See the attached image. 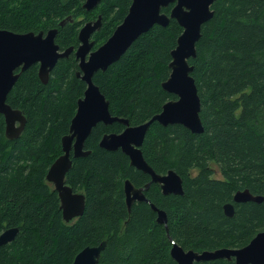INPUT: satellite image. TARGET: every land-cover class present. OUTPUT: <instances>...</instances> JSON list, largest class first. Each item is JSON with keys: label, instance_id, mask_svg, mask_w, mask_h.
I'll use <instances>...</instances> for the list:
<instances>
[{"label": "trees", "instance_id": "16d2710c", "mask_svg": "<svg viewBox=\"0 0 264 264\" xmlns=\"http://www.w3.org/2000/svg\"><path fill=\"white\" fill-rule=\"evenodd\" d=\"M84 1L0 0V29L22 33L57 27L56 42L65 50L77 48L81 27L101 14L97 48L123 21L133 0H102L91 11ZM173 5L162 10L169 14ZM212 9L197 55L190 58L204 131L154 121L142 145L157 173L173 169L184 181L183 194L165 195L156 182L145 191L166 211L167 224L158 221V212L146 201L137 200L128 209L125 180L142 187L151 175L133 166L122 149L100 146L105 133L125 129L120 122L98 123L85 143L91 153L77 158L72 153L66 182L85 193L86 208L77 219L64 220L58 191L46 176L63 153L62 138L87 84L77 74L74 51L59 59L47 83L39 77V63L21 73L7 98L27 117L20 137H7L0 113V234L19 228L14 240L0 246V264H72L83 248L103 240L107 246L98 264H178L171 255L175 243L199 252L240 248L264 231V200L234 202L238 190L264 196V0H215ZM182 32L174 18L167 26L155 24L121 59L95 73L113 115L139 125L177 98L162 83L171 73L172 51ZM228 202L235 205L232 216L224 211Z\"/></svg>", "mask_w": 264, "mask_h": 264}, {"label": "water", "instance_id": "95a60500", "mask_svg": "<svg viewBox=\"0 0 264 264\" xmlns=\"http://www.w3.org/2000/svg\"><path fill=\"white\" fill-rule=\"evenodd\" d=\"M100 2L101 0H86L84 7L90 10ZM214 2L215 0H133L123 21L111 36L95 49H93L95 41L91 40V37L102 27V16L95 21L86 22L81 27L78 35L80 45L76 49L80 66L77 74L86 82L87 88L78 100L70 131L62 138L63 153L51 164L46 176L47 182L58 191L66 222L82 216L86 208L85 193L76 191L66 182L67 173L73 165L72 153L76 158L91 153L90 149L85 148V143L98 123L108 125L120 122L126 126L125 129L120 133H105L100 146L107 150L122 149L130 157L133 166L151 175V181L142 187L136 186L130 178L125 180L128 209L131 211L133 203L137 200L146 201L158 212V221L167 224L166 211L152 203L145 191L152 182H156L161 185L165 195L183 194L184 181L173 169L165 174L157 173L145 159L142 145L154 121L164 126L182 124L194 133L204 131L200 115L201 98L196 79L192 75L194 65L190 63V58L197 55L196 44L201 37L203 24L214 14L212 9ZM172 3L174 5L169 14L162 10ZM171 18L179 22L183 32L172 51V60L169 64L171 73L162 86L177 98L167 101L162 111L149 121L131 125L129 119L112 114L110 102L95 83L94 75L121 59L131 45L155 24L167 26ZM57 33L58 28H51L47 32L41 30L22 33L0 29V113L5 117L6 135L10 139L20 137L27 124V117L22 110L12 107L7 102L8 94L21 73L33 64L39 63V77L42 82L47 83L50 72L59 59L68 56L74 50L71 46L62 51L56 42ZM263 200L264 196L255 195L249 189L238 190L234 195V202ZM224 211L228 216H232L235 212L234 203H226ZM18 232V227L3 231L0 234V246L14 240ZM106 246L107 240L101 241L98 245L86 246L76 255L72 264H98ZM171 255L178 264H195L214 259H234L236 264H264V231L258 232L247 245L240 248L222 247L199 252L193 249L185 250L175 243Z\"/></svg>", "mask_w": 264, "mask_h": 264}, {"label": "flooded vegetation", "instance_id": "af4514ba", "mask_svg": "<svg viewBox=\"0 0 264 264\" xmlns=\"http://www.w3.org/2000/svg\"><path fill=\"white\" fill-rule=\"evenodd\" d=\"M101 1H102V0H101ZM85 2H86V0H85L84 3H83V7H84ZM100 3H101V2H100ZM100 3H99V4H100ZM99 4H97L94 8H92V9H90V10H88V9L85 8V7H84V8H85L86 10H88V11H91V10L95 9ZM100 15H101V14H98V16H97L96 18H88V19L86 18V19H87L86 22H88V21H95L96 19L99 18ZM101 16H102V15H101ZM68 19H69V20H73V17H72V16H71V17H68ZM81 19H84V18H83V17L79 18V20H81ZM62 22H65V21L63 20ZM86 22H85V23H86ZM85 23H84V24H85ZM55 28H57V27H55ZM99 30H100V29H99ZM46 32H47V31H46ZM96 32H97V31H96ZM96 32H95V33H96ZM95 33H94V34L92 35V37H91V40H93V41H95V39H94V35H95ZM78 35H79V34H78ZM79 42H80V41H79ZM79 45H80V43H79ZM79 45H78V47H79ZM78 47H77V48H78ZM68 48H69V47H68ZM77 48H74V50H73L75 54H76V49H77ZM93 49H95V45H94V48H93ZM62 51H64V50H62ZM76 57H77V56H76ZM79 67H80V66H79ZM79 70H80V69H79ZM18 71H19V69L16 70V72H18Z\"/></svg>", "mask_w": 264, "mask_h": 264}, {"label": "rangeland", "instance_id": "374dc122", "mask_svg": "<svg viewBox=\"0 0 264 264\" xmlns=\"http://www.w3.org/2000/svg\"><path fill=\"white\" fill-rule=\"evenodd\" d=\"M215 168H216L215 177L220 178L222 175H221V172L219 171V168L216 166V164H215ZM195 173H197V171H195Z\"/></svg>", "mask_w": 264, "mask_h": 264}]
</instances>
